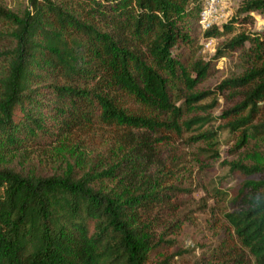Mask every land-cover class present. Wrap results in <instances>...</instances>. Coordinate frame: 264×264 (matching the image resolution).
<instances>
[{
	"label": "trees",
	"instance_id": "obj_1",
	"mask_svg": "<svg viewBox=\"0 0 264 264\" xmlns=\"http://www.w3.org/2000/svg\"><path fill=\"white\" fill-rule=\"evenodd\" d=\"M203 5L0 6V264H170L178 146L215 161L222 134L227 156L243 155L225 162L238 179L225 195L234 242L202 263L264 264V30L242 29L264 0L204 31ZM223 57L237 70L203 87ZM62 144L74 147L47 168Z\"/></svg>",
	"mask_w": 264,
	"mask_h": 264
},
{
	"label": "rangeland",
	"instance_id": "obj_2",
	"mask_svg": "<svg viewBox=\"0 0 264 264\" xmlns=\"http://www.w3.org/2000/svg\"><path fill=\"white\" fill-rule=\"evenodd\" d=\"M208 1L204 0L203 8L207 6ZM241 1L219 0L216 5L219 18L212 25L220 26L228 21L235 7ZM0 6L21 13L26 6V0H0ZM200 29L202 31L206 30L202 27ZM242 29L246 32H262L264 30V10L253 12L252 23L242 26ZM200 42L203 44L202 55L209 57L214 54L217 39H201ZM216 67V74L208 79L203 87L212 86L232 71L237 70L238 64L234 59L223 57L217 62ZM213 114L217 115V110ZM226 139H228V135L222 134L220 137L221 155L215 161L210 159L205 161L198 158L196 145L190 147L178 146L177 153L179 154L181 148L184 156L180 159L182 164L178 166L175 182L185 190L177 227L171 235L174 245L170 250V253H172L170 264H203V259L207 257L206 255L210 251L218 253L227 249L234 242L233 231L224 215L231 211L232 206L228 203L226 197L232 193V188L236 185L238 179L234 174L228 175L225 162L238 160L243 155L238 157L227 156L226 150L230 143L228 140L225 141ZM92 140L88 138V141L95 143ZM70 147L73 148L74 144H62L60 147L54 148L52 153L54 161L45 160V162H49L46 165L47 168L50 164L61 162V158H57V155L66 157L71 151ZM87 149L90 148L80 144L78 152L83 150L89 154ZM41 163H44V161ZM227 243H229V246H226Z\"/></svg>",
	"mask_w": 264,
	"mask_h": 264
},
{
	"label": "built area",
	"instance_id": "obj_3",
	"mask_svg": "<svg viewBox=\"0 0 264 264\" xmlns=\"http://www.w3.org/2000/svg\"><path fill=\"white\" fill-rule=\"evenodd\" d=\"M219 0H209L199 15V23L202 28L209 29L219 18L216 5Z\"/></svg>",
	"mask_w": 264,
	"mask_h": 264
}]
</instances>
